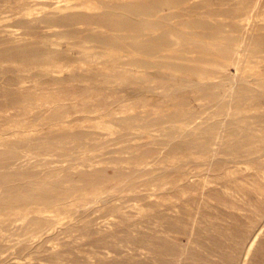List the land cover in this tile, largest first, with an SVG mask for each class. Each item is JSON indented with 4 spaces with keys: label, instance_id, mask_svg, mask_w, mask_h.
<instances>
[{
    "label": "rangeland",
    "instance_id": "1",
    "mask_svg": "<svg viewBox=\"0 0 264 264\" xmlns=\"http://www.w3.org/2000/svg\"><path fill=\"white\" fill-rule=\"evenodd\" d=\"M262 86L264 0H0V264H264Z\"/></svg>",
    "mask_w": 264,
    "mask_h": 264
},
{
    "label": "bare ground",
    "instance_id": "2",
    "mask_svg": "<svg viewBox=\"0 0 264 264\" xmlns=\"http://www.w3.org/2000/svg\"><path fill=\"white\" fill-rule=\"evenodd\" d=\"M126 18H127V17H126ZM143 27H144V26H143ZM143 27H142V28H143ZM147 27H148V26H147ZM147 27H146V28H147ZM143 29H144V28H143ZM253 56H254V55H253ZM247 78H248V77H247ZM243 81H244V80H243ZM245 82H246V81H245ZM253 82H254V81H253ZM253 82H252V83H253ZM239 83H240V82H239ZM262 83H263V82H262ZM244 84H246V83H244ZM237 85H238V84H237ZM233 86H234V85H233ZM243 87H244V86H243ZM255 87L258 88V86H255ZM262 87H263V86H262ZM226 89H227V88H226ZM226 89H225V90H226ZM239 89H241V88H239ZM259 89H260V88H259ZM263 89H264V87H263ZM263 89L261 88L262 91H263ZM262 91H261V92H262ZM234 92H235V91H234ZM259 93H260V92H259ZM237 94H239V92H238ZM243 94H244V93H243ZM241 95H242V94H241ZM240 98H241V97H240ZM243 98H245V97H243ZM218 100H219V99H218ZM221 101H222V100H221ZM240 102H241V101H240ZM244 102H245V101H244ZM250 103H251V102H250ZM238 105H239V104H238ZM235 106H236V105H235ZM246 106H247V105H246ZM235 108H236V107H235ZM243 108H244V107H243ZM239 110H241V109H239ZM239 110H238V111H239ZM233 111H234V110H233ZM239 112H240V111H239ZM231 114H232V113H231ZM238 114H239V113H238ZM233 115H235V114L233 113ZM236 115H237V114H236ZM241 115H242V114H241ZM241 115H240V116H241ZM237 116H238V115H237ZM242 116H243V115H242ZM247 116H248V115H247ZM132 117H133V116H132ZM234 117H235V116H234ZM249 117H250V116H249ZM128 118H129V117H128ZM130 118H131V117H130ZM130 118H129V119H130ZM211 118H212V117H211ZM129 119H128V120H129ZM133 119H134V118H133ZM233 119H234V118H233ZM262 119H263V118H261V120H262ZM236 120H237V119H235V121H236ZM244 120H245V118H244ZM259 120H260V119H259ZM237 122H238V121H237ZM262 123H263V122H262ZM129 125H130V124H129ZM187 125H188V124H187ZM211 125H212V124H211ZM207 126H208V125H207ZM215 126H216V125H214V128H215ZM220 126H221V125H220ZM239 126H240V124H239ZM242 126H243V125H242ZM244 126H245V125H244ZM262 126H263V125H262ZM184 127H185V126H184ZM263 127H264V126H263ZM211 128H212V127H211ZM214 128H213V129H214ZM221 128H222V127H221ZM230 129H231V128H230ZM233 129H234V128H233ZM247 129H251V127H250V128H247ZM214 130H215V129H214ZM228 130H229V129H228ZM252 130H253V129H252ZM211 131H212V130H211ZM258 131H259V130H258ZM263 131H264V128H263ZM170 132H171V131H170ZM245 132H246V131H245ZM192 133H193V132H192ZM229 133H230V132H229ZM249 134H250V132H249ZM187 135H188V134H187ZM187 135H186V136H187ZM192 135H193V134H192ZM243 135H244V133H243ZM247 135H248V134H247ZM188 137H189V136H188ZM263 139H264V138H263ZM190 140H191V139H189L188 141H190ZM186 141H187V140H186ZM188 141H187V142H188ZM86 142H87V141H86ZM184 142H185V141H184ZM179 143H180V142H179ZM182 143H183V141H182ZM180 144H181V143H180ZM183 144H185V143H183ZM183 144H181V145L183 146ZM89 146H90V145H89ZM74 161H75V160H74ZM165 171H166V170H165Z\"/></svg>",
    "mask_w": 264,
    "mask_h": 264
}]
</instances>
